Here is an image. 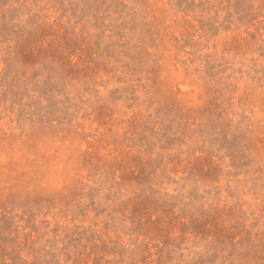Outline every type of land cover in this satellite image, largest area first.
<instances>
[{
  "label": "rangeland",
  "instance_id": "1",
  "mask_svg": "<svg viewBox=\"0 0 264 264\" xmlns=\"http://www.w3.org/2000/svg\"><path fill=\"white\" fill-rule=\"evenodd\" d=\"M0 264H264V0H0Z\"/></svg>",
  "mask_w": 264,
  "mask_h": 264
}]
</instances>
